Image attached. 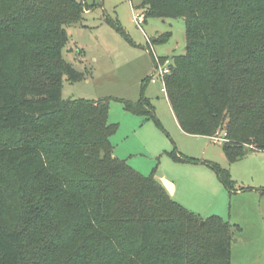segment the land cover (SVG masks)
Masks as SVG:
<instances>
[{
	"label": "trees",
	"instance_id": "obj_1",
	"mask_svg": "<svg viewBox=\"0 0 264 264\" xmlns=\"http://www.w3.org/2000/svg\"><path fill=\"white\" fill-rule=\"evenodd\" d=\"M143 6L146 18L185 21V53L165 77L182 129L225 132L229 163L264 150V0ZM89 9L82 0H0V264H231L239 224L202 218L115 156L113 97L63 98L64 76L85 78L64 57L67 26ZM124 104L155 117L145 97ZM201 163L235 191L229 167Z\"/></svg>",
	"mask_w": 264,
	"mask_h": 264
},
{
	"label": "rangeland",
	"instance_id": "obj_2",
	"mask_svg": "<svg viewBox=\"0 0 264 264\" xmlns=\"http://www.w3.org/2000/svg\"><path fill=\"white\" fill-rule=\"evenodd\" d=\"M82 1L91 9L85 11L80 22L67 26L69 40L63 53L68 62L85 73V78L76 82L64 76L63 98L113 97L108 121L117 125L110 137L115 156L146 177L172 181L175 185L173 198L204 219L213 213L220 214L216 210L225 208V216H220L242 227L233 228L231 264H264V200L261 194L243 195L242 199L257 202L259 208L248 202L246 208L243 206L241 211L233 212L237 220L231 218L230 206L233 204L234 210L236 208V199L231 200V194L235 191L230 192L219 178L227 195L207 185L208 172L215 171L201 163L204 159L221 163L215 159L226 158L222 144L206 136L186 134L167 92L161 89L163 81L159 77L157 82L150 79L155 67L154 56L172 61L173 56L185 53L184 19L148 15L139 24L136 13H146L144 0ZM141 97L149 99L154 106L155 117L134 114L125 108L124 100L138 101ZM245 148L251 147L246 144ZM251 154L253 161L240 160L241 175H245V167L250 164L247 160L264 167V155L260 151ZM262 172H258L256 179L261 178L259 174L264 178ZM237 185L235 181V187Z\"/></svg>",
	"mask_w": 264,
	"mask_h": 264
},
{
	"label": "crops",
	"instance_id": "obj_3",
	"mask_svg": "<svg viewBox=\"0 0 264 264\" xmlns=\"http://www.w3.org/2000/svg\"><path fill=\"white\" fill-rule=\"evenodd\" d=\"M187 134V133H186ZM188 135H191V134H188ZM191 136H196V135H191ZM208 137V136H206ZM210 139H212L211 137H208ZM257 152V151H256ZM253 153V152H251ZM251 153H248L247 155H245L244 157L238 159L237 161L233 162V163H229V160L226 156V158H220V159H215V160H220V164L224 167H229L231 166V175L233 176V178L235 179V181L238 182V185L237 187H235V192L232 193V199H236L235 202H236V208L234 210V206L233 204L230 206V208H232L231 210V218H234V220H237V215L236 212L237 211H241V208H246L245 205L249 203H251V206L253 207L254 204H257V202L255 201H247V200H244L242 199L241 197L245 194H248V193H257V194H261V200H264V192H261V187L264 188V181H263V177L261 174L260 175V179H256L257 178V175H258V172L260 171V173L264 170V167L262 166H258L256 165L255 161H254V164L250 162L253 161L252 158L254 156H252L253 154ZM260 154L264 155V150H261L260 151ZM241 159H250V160H247V163H250V164H247V166L245 167V175H241L240 172H239V169L241 168L239 166V163H240V160ZM213 173V172H212ZM211 172H208L207 174V185H209L210 187H216V188H219L221 191H223L224 193H226L227 195V191L225 189V187L220 183L219 181V177L217 176V174H215V172L212 174ZM263 173V176H264V172ZM258 181H261V182H258ZM178 189V184H176V190ZM226 200V198H225ZM242 201V202H241ZM260 205V204H259ZM256 208L258 209L259 206L258 204L256 205ZM255 208V209H256ZM217 212H219L221 215L225 216V212H227V210L225 208H222L219 209V210H216ZM235 211V214L233 213ZM213 214H218V213H213ZM218 214V215H220ZM234 214V215H233ZM242 229V227H241Z\"/></svg>",
	"mask_w": 264,
	"mask_h": 264
},
{
	"label": "built area",
	"instance_id": "obj_4",
	"mask_svg": "<svg viewBox=\"0 0 264 264\" xmlns=\"http://www.w3.org/2000/svg\"><path fill=\"white\" fill-rule=\"evenodd\" d=\"M136 19L138 20L139 24L143 23L146 20L145 13H141V14L136 13ZM154 59H155V67L153 73L150 76V79L152 80V82H157V77H159L163 81L161 89L167 92L165 85V77L171 71L172 61L169 58L163 60L158 56H154ZM211 138L219 144H223L226 141H228L225 132H217Z\"/></svg>",
	"mask_w": 264,
	"mask_h": 264
},
{
	"label": "water",
	"instance_id": "obj_5",
	"mask_svg": "<svg viewBox=\"0 0 264 264\" xmlns=\"http://www.w3.org/2000/svg\"><path fill=\"white\" fill-rule=\"evenodd\" d=\"M164 184V186L166 187V189L168 190V192L170 193V195H173L175 192V185L172 181L166 179V178H162L161 180Z\"/></svg>",
	"mask_w": 264,
	"mask_h": 264
}]
</instances>
